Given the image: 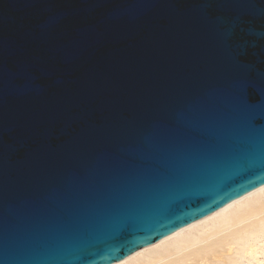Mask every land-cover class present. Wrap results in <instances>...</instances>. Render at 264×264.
Wrapping results in <instances>:
<instances>
[{
	"label": "water",
	"instance_id": "water-1",
	"mask_svg": "<svg viewBox=\"0 0 264 264\" xmlns=\"http://www.w3.org/2000/svg\"><path fill=\"white\" fill-rule=\"evenodd\" d=\"M262 85L264 0H0V264H113L263 186Z\"/></svg>",
	"mask_w": 264,
	"mask_h": 264
},
{
	"label": "bare ground",
	"instance_id": "bare-ground-1",
	"mask_svg": "<svg viewBox=\"0 0 264 264\" xmlns=\"http://www.w3.org/2000/svg\"><path fill=\"white\" fill-rule=\"evenodd\" d=\"M113 264H264V185Z\"/></svg>",
	"mask_w": 264,
	"mask_h": 264
},
{
	"label": "snow or ice",
	"instance_id": "snow-or-ice-1",
	"mask_svg": "<svg viewBox=\"0 0 264 264\" xmlns=\"http://www.w3.org/2000/svg\"><path fill=\"white\" fill-rule=\"evenodd\" d=\"M232 34H233V35L235 34V28H233V30H232ZM245 48H246V46H245ZM262 87H264V85H262ZM249 92H250V93H253V92H255V89L252 88V87L250 86V87H249ZM250 98H251V97H250ZM256 98H257V100L259 99L258 95H257ZM253 122L255 123V122H258V121L254 120Z\"/></svg>",
	"mask_w": 264,
	"mask_h": 264
}]
</instances>
